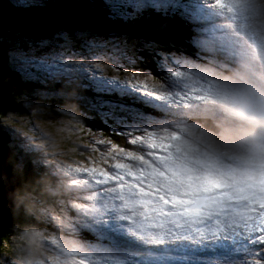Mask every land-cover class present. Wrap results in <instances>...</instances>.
I'll return each mask as SVG.
<instances>
[{
  "label": "rangeland",
  "instance_id": "1",
  "mask_svg": "<svg viewBox=\"0 0 264 264\" xmlns=\"http://www.w3.org/2000/svg\"><path fill=\"white\" fill-rule=\"evenodd\" d=\"M44 1L45 0H29V6L32 4L34 5L35 2L36 5L37 2L45 4ZM8 2L10 4L12 3L13 5L20 6L18 0H12ZM214 2L217 3L216 0H214ZM230 2L235 3V0H221V2L217 4L225 5ZM97 4L100 5L99 0L97 1ZM187 4V0H174V3L169 4L166 8L161 7L157 9L151 3V0H144V4L142 6V12H150V16L153 15L154 17L159 15L158 10L167 12V14H165L167 17L166 23V17H164L162 20L155 19L151 21V25L156 29H159L161 32L167 30L166 25L169 30H173L172 21L174 19L178 20L177 22L180 23L184 30V35L186 37V43L188 46L183 45V47H180L177 44H170L169 48L177 47L178 50L181 48V50H183L186 54L178 52L177 54L172 53L171 55H167V53L161 51V49L164 48H160L151 43L156 49L157 55L162 52L165 58V61H162L159 58H156L157 55L152 56L153 59L156 58L155 64L152 63L154 65V69H152L149 65L151 60L149 57L143 58L140 63L133 64L131 67H129V65H124V67L114 66L108 57L115 56L117 59H119V54L115 52H108L107 54H104L103 58L92 59V63L99 64L101 70L104 65L106 73H104L103 70L102 71L105 76H116L117 78H129L135 76L136 79L144 81L145 85L143 87L148 86L152 88L151 92L148 94L143 92L140 93L136 89H130L127 85H121L115 81L109 82L105 78L99 77V80L103 79L106 81L107 84H105V86L107 87V92L104 94V97L100 98V94L96 90L93 91L94 96L97 94L95 96L96 102H88L85 99H80V97H82L81 95L74 94V86L77 84L75 80L70 81L67 80V78L57 77L45 80L43 83L40 82L43 86L41 87L39 85V87H36V90H33L34 100H31V96L29 97L30 100L25 103V109L28 110L26 115H23V112L20 113L19 111H16V113L9 115L8 120L1 123L0 128H3L7 133L6 134L3 132V130H1L2 133L6 134L5 145L7 144L8 149L12 145V148H10L8 151L9 155L10 152L11 154L14 152L19 158L29 162L28 164L31 165L32 163H30L29 159L24 157L27 156L30 159L34 157L33 161L41 167L44 173L49 175L52 181L55 182L60 180L64 183L63 188L65 187L66 192L61 194V197L58 198L59 205L54 206V208L46 207L48 202L39 201L37 198L32 196L31 193H28V198L26 199V201H28V206L35 209L30 211L28 210L29 212L33 211L38 213L42 216V218L52 225H56L58 228L60 227L62 230L68 232L67 228L69 226L63 223L72 222L74 220V213H72L74 208L78 211L75 216L77 218L76 221L78 225L84 226L81 225L83 214L90 212L92 209L102 207H94L96 203L95 201L87 200L83 196L79 195L75 199H70L67 204H64L62 201V196L66 195L69 191L68 189L71 188L72 184H74V181L71 180V178L68 177L65 172H68L70 169L74 170V151L80 153L81 149L84 148L81 147L84 145H82L83 141L85 145L91 149L88 155L90 160L99 156L103 159H105V157L110 159L108 160V167L103 164L105 169H102L104 170H100L98 173H94L92 175L86 173L92 177L88 179L89 184L87 186V190L95 191L97 189L96 193L93 195V198L97 200L100 198V192L105 191V189H99V185L97 183H93V181L100 178H104L108 181L106 185L107 192L105 195L108 193H116L124 198L122 199V203H132L130 190H136V188H140V185L135 182V178H138L141 173L146 172L148 167L149 171L155 170L161 175L167 172L171 173L173 176L182 178V176L175 171L171 158L183 157L184 155L182 153H175L186 149L187 144H189V148L192 146V149H195V147L205 148V150L201 152L204 156H199L201 157V159H198L199 163H203V160L208 158L207 148L208 150L211 148H209L205 142L212 140L211 134L217 133L219 128L225 129L223 124L220 123L221 126H216L215 128V125H213L215 124L213 114H203L201 117H198V113H196V115H194L196 117L195 119L190 120L188 118L187 121H196V123L200 126L193 122L194 124H192L190 128V125H188L186 120L176 119L179 118L181 114L179 109H175L177 106L175 105L176 102L172 103L171 101L168 102L160 99L166 96L175 97L176 94L183 93V99L181 101L177 99L176 101H180L177 103H182V105L185 107L186 104L188 105V103L195 96L200 99L199 97L201 93L207 94L208 91H206V89L209 87L214 88L217 78L220 75L230 71V69L225 68L224 63L219 62L217 65L215 64V60H213L217 58L214 50H216L215 43L219 38V31L217 30L218 19H210L208 16H206L207 12L203 10V7L196 1L190 2L188 4L189 7H187ZM24 7L25 6H20L21 9L25 10ZM100 7L102 8L97 10V12L102 11V15L105 14L106 19L114 23H121L118 18L121 17L123 13L122 8L124 7L122 6V0H112L110 7L107 8L101 5ZM177 12L182 13L186 22L192 21L194 27L188 28V26L184 23L185 21L183 22V19H181V16H175ZM138 17L139 15L128 16L126 19H124V23H121L124 28H113H118L120 30L119 33L127 34L126 32L128 31H125V22L127 20L137 19ZM106 31L107 33L114 32V29L111 31L106 29ZM200 37L206 38L207 43H200L198 40ZM22 38H24V36H22ZM27 38H31L30 42L28 40L26 41L28 45L29 43H34L42 38H45V36L40 38ZM143 40L148 41L147 39ZM193 41L195 43L193 49H197L196 51H193V49L189 47L190 43ZM7 45V48H5L7 51L6 53H8L9 49H22L17 44L13 46L11 43H7ZM203 52L208 53L210 58L208 59L206 57L204 58V56L198 55V53L202 54ZM6 53L3 55V57H5L7 60L8 56ZM189 53L192 55L197 53L198 57L194 60L193 57H190ZM120 63L123 64V61H120ZM6 65L10 70V62L7 61ZM154 70L156 73H159V76L156 77V75L152 73ZM176 73H179V75H176ZM47 84L49 85L47 86ZM86 85L91 87L90 83ZM123 88L129 89L130 93L136 94V96H140V94H142L144 98L140 96L139 99H135ZM89 89L92 90L94 88ZM108 91L113 92L116 96H126V100L123 101L121 106L117 103H114L116 101H106L104 98H106ZM149 95H155L156 98ZM137 100H139V102ZM142 101L144 104L148 105V109L140 110L141 107L145 108V105L140 104ZM81 102H83V104H85L84 102L89 104L86 111L84 109L77 112L74 111V106L76 104L81 105ZM14 105H17V103L15 102ZM166 107H169V109ZM162 108H164V110H162ZM94 111L98 113L102 124L109 126V131L112 133L110 137L114 139H116V137L119 139L122 138L125 141L124 147H116L115 142L111 141V138L107 136L101 129L91 126L88 123L89 120L93 118L88 116V112L93 113ZM81 114L85 117H81ZM83 121L84 126L82 125ZM128 126L140 128L142 131L133 132L131 135H127L126 133L116 134V132L119 131L118 129L113 131V128H122ZM204 130H208L210 133L206 137ZM192 131L201 132L191 135ZM80 135H82L81 139H78ZM69 136H71V139ZM77 139L79 140V143ZM129 140H132L136 145L129 144ZM101 141H103V143H101ZM25 144L31 148H28L25 146ZM141 144H144V146ZM219 144L223 146L225 145V142ZM140 146L141 148H139ZM172 146L173 149H169V147ZM210 147L217 148L216 150L219 151L216 144L210 145ZM151 148L154 150H151ZM163 150L169 155H165ZM226 151L229 152L228 150L220 151L223 157L215 155L214 158L210 159V161L215 164L217 169L215 167H209L207 169L193 167V165H191V163L185 159L187 165L185 167V178H189L196 170L200 175L210 174L213 181L223 182L222 177H225L226 174L222 173V171H218V168L226 169V167L224 168L223 166L226 159H230V162L241 161L250 164L252 163V160L247 162L245 159H243L241 155L242 153L247 157L250 156V153L252 152L262 153L258 146H252V149L250 150L245 147L240 154H233V158L231 157V154L226 153ZM222 152L225 154L223 155ZM20 153L22 155H20ZM152 157L157 158V162H155L157 166H155L149 160ZM190 158L195 159V156H190ZM16 161L18 163L16 166L21 169V160L18 159ZM227 166L228 168H231L232 164L230 163ZM10 168L11 174L14 175V167L10 166ZM75 168L77 170L81 169L79 165H76ZM36 169L37 170L36 173H34V177L35 175L38 177L37 175L39 173V169L38 167ZM116 169L118 171H115ZM77 170L74 171L80 174H85V172H80ZM258 173H261L260 167L258 166H255L252 169H250V167H246L238 171V174H244L243 176L240 175V177H245V175L255 176ZM125 176L131 178L135 176V178L130 180L124 178L122 180V177ZM67 177L70 180H67ZM227 177H229V179H227L228 181H233L230 176L227 175ZM45 179L47 178L45 177ZM52 188H54V185L49 183V187L47 188L48 192H50ZM15 192L18 209L20 202H23V198H19L20 191L18 189L17 183L15 184ZM71 194H74V192ZM123 194L126 195L122 196ZM247 194L248 192L244 193L246 196ZM133 207L136 208L137 211L139 210L138 206L133 205ZM240 210L241 209L238 208V210L235 211L239 212ZM57 216L63 217L65 219L61 221ZM58 228L57 230H59ZM74 231L76 233H80V230ZM29 233L30 232L24 231L20 232L19 234L14 233L12 235L13 239L15 237L18 238L16 250L10 254L6 260L0 259V264H76L79 258H82V261L87 262L86 259L91 257L90 255L76 252L75 250H83L81 244L77 239L73 240L62 238L64 237V233L62 232L59 234L61 237L46 232V230L34 229L30 235ZM119 233L120 232L117 233L118 237ZM121 235L131 246H137L136 242L132 238L129 236L125 237L123 234ZM21 240H24L25 243L23 244ZM40 243L48 246L45 248H48L49 250H47V252H42L41 250L37 249ZM111 251L112 250H110V252ZM141 251L143 254L144 250ZM130 255L132 258L135 256V254ZM143 255L148 260L149 264H153V261L150 260L149 256H147L146 251H144ZM109 256H120L122 258H126V254L112 252L109 254ZM98 258L100 257L97 256L94 260L95 264H108L106 258H100L97 260ZM133 261L139 264V262L135 260ZM145 262V259H143L142 263Z\"/></svg>",
  "mask_w": 264,
  "mask_h": 264
},
{
  "label": "snow or ice",
  "instance_id": "2",
  "mask_svg": "<svg viewBox=\"0 0 264 264\" xmlns=\"http://www.w3.org/2000/svg\"><path fill=\"white\" fill-rule=\"evenodd\" d=\"M111 2L99 0L105 8ZM18 3L29 6V0ZM151 3L159 9L174 0H151ZM143 4L144 0H122L124 15H139ZM108 52L119 54V59L108 57L117 67L140 63L145 53L157 55L149 41L116 32L99 35L87 28L59 29L24 49L9 50L6 55L12 69L26 81L43 83L61 77L84 87L97 84L98 78L103 77L140 93L151 92L152 88L143 87L144 81L135 76H105L92 59L103 58ZM117 129L116 134L127 135L142 131L132 126L113 131ZM128 143L136 145L132 140ZM135 182L142 191L130 190L132 203H122L123 198L116 193L105 195L106 179L93 181L99 189H105L97 203H105L83 214L81 225L89 228L104 225L126 233L147 252L153 264H264V197L250 195L242 199L231 186L200 174L179 178L151 170L141 173ZM234 204L243 205L244 211H235ZM133 205L142 210L137 211ZM138 258L109 256L107 260L108 264H133V259Z\"/></svg>",
  "mask_w": 264,
  "mask_h": 264
},
{
  "label": "trees",
  "instance_id": "3",
  "mask_svg": "<svg viewBox=\"0 0 264 264\" xmlns=\"http://www.w3.org/2000/svg\"><path fill=\"white\" fill-rule=\"evenodd\" d=\"M3 3L9 4L8 1L7 2L5 1ZM44 5L45 4H43L41 2L40 3L37 2V5H36V2H35L34 5L32 4L29 7L25 6L24 8L36 12L39 9H43ZM18 8H20V6H18ZM97 9H99V8H97ZM150 17H153V18H150ZM158 17H160L161 19H164L161 16H158ZM99 18L104 22L105 26H107L111 30L114 29L118 33H119V31H117V30H119V29L113 28V27L124 28V26L121 23H117V22L114 23V22L106 19L105 14L101 15V17L99 16ZM155 19H159V18H157V16L154 17L153 15L150 16V13H148V12L147 13L142 12L137 19L127 20L125 22L126 23L125 31H128L126 33L130 37L147 39L153 45L158 46L160 48H167V46H169L170 44H173L172 41L177 42L179 39L183 38L184 30L181 27L180 23L176 21L177 19H174L172 21L173 30H171V29L169 30V28L166 26L167 30L161 32L159 29H157L156 32H154L155 27H153L151 25V21H153ZM47 32L49 34L53 33V31H48V30H47ZM27 40L30 42L31 38H27V37L22 38V35L20 32H14V33H10L8 36L0 37V41H6L8 43H11L13 46L17 44L22 49L26 48L29 45V44L27 45V43H26ZM9 50H11V49H9ZM144 55L146 58L149 57L151 59L149 65L152 69H154L153 64H155L156 58L153 59L152 56H147V53H145ZM5 60H6V58H5ZM7 61L9 62L8 57H7L6 62ZM11 71L14 74H16V72L12 69V67H11ZM152 73L154 75H156V77L159 76V74L156 73L155 70ZM17 76H19V75H17ZM26 82H28L30 85L25 88V92L22 95L19 94L18 96H13V99L17 103L16 109L11 110V111H5V110L0 111V127H1V123L8 120L9 115H11L12 113H16V111H19L20 113L23 112L24 113L23 115H26L27 114L26 112H28V110L25 109V106H26L25 103L28 100H30L29 97H31V96H32L31 100L32 101L34 100L33 90H36V87H39V85L41 87L43 86L38 81H30V82L26 81ZM32 82H34L36 84V86H32ZM48 85L49 84H47V86ZM74 90L79 91V89L77 87ZM84 103L85 104H83V102H81V105L76 104L74 106V111L77 112V111L82 110V109H84L86 111L89 104L86 102H84ZM88 116L93 117L88 122L91 126H94L98 129H101L109 137L112 135V133L109 131L110 130L109 126L102 124L101 119H100V117L96 111H94L93 113L88 112ZM81 117H85V116L81 114ZM2 130L4 132L3 128H2ZM110 138H111V141L115 142L116 146L124 147L125 141L122 138L121 139H119L117 137H116V139H114L112 137H110ZM77 141L79 142L78 139H77ZM10 148H12V145ZM89 151L83 152V149H81L79 158H84L87 155L84 158L86 161L87 160L86 158L89 155ZM74 153H78V152L74 151ZM10 156H11L10 157L11 164L14 167L13 172L15 174L19 175V177H18V189L20 191L19 198L22 197L23 202H20L17 211L13 214L12 221H11V224L9 226L8 232L0 240V259H4V260H6L8 258V256L10 254H12L13 252H15V250H16V243L18 241V238H16V237L14 239L12 238L13 237L12 235L14 233L19 234L20 232L25 231V232H30L29 233V235H30L34 229H36V230H47V229H49V233L53 232L54 235H55V233L60 234V232L64 233V235L68 233L67 231L62 230V228H60V227L58 228L56 225H52L51 223L46 221L44 218H42V216L39 215L38 213L33 212V211L29 212L30 210H35L34 208L29 207L28 201H26V199L28 198L27 194L32 193L31 192L32 189L37 191V194L42 196L48 202L55 203L56 197L54 195H52L50 192H48V190H46L47 186L44 185L45 173H38L39 176L36 177V175H35V177H34V173H36L37 169H35L33 166H34V164L37 166L36 162H34L32 159H29L30 163H34L31 165V164H28L29 162L24 161L21 158L23 163L21 166L22 168L20 169L19 167L16 166V164H18L16 160L19 159V157L16 155V153L13 152V154H11V152H10ZM85 161L83 163H85ZM96 161H101V159L98 158ZM40 174H42V176H40ZM42 177H44V178H42ZM37 200L40 201L39 198H37ZM57 228L59 230H57ZM67 230L69 231L68 228H67ZM71 234L74 236V232L71 231ZM21 241L23 242V244L25 243L24 240H21ZM45 247H48V246H45L44 244L40 243V245H39V247H37V249L41 250L42 252H47V250H49V249L45 248Z\"/></svg>",
  "mask_w": 264,
  "mask_h": 264
},
{
  "label": "water",
  "instance_id": "4",
  "mask_svg": "<svg viewBox=\"0 0 264 264\" xmlns=\"http://www.w3.org/2000/svg\"><path fill=\"white\" fill-rule=\"evenodd\" d=\"M96 2L97 0H45V7L35 13L0 2V37L20 32L25 37L46 38L50 35L47 30L55 32L59 29L82 28L103 35L107 33L106 29L109 31L111 29L99 18L102 12H97L100 9H97ZM2 42L4 43H0V111H11L16 107L13 95L23 94L28 84L20 82L9 70L3 57L6 51L4 48L8 45L6 41ZM5 143V136L0 129V240L8 232L17 208L15 184L18 177L10 172L12 164L8 159Z\"/></svg>",
  "mask_w": 264,
  "mask_h": 264
},
{
  "label": "clouds",
  "instance_id": "5",
  "mask_svg": "<svg viewBox=\"0 0 264 264\" xmlns=\"http://www.w3.org/2000/svg\"><path fill=\"white\" fill-rule=\"evenodd\" d=\"M5 1L12 0L0 2L3 3ZM10 6L18 8V5L16 6L12 3ZM232 6L238 15L247 18L244 41L245 50L237 60L236 65L229 72L217 78L211 94L212 98L225 113L246 121L257 130L258 134H264V0H235ZM198 40L202 44L207 43V39L204 37H200ZM223 48H228V45ZM25 146L31 148L26 144ZM5 147H7V144ZM32 159L34 160V157ZM37 167L39 168L40 166L37 165ZM14 175L19 177L18 174L14 173ZM48 178L44 179V185L46 186V181H49ZM31 192L32 196L39 198L40 201L48 202L37 194L34 189ZM50 193L52 194V192ZM52 206L54 204L50 202L46 204V207L54 208Z\"/></svg>",
  "mask_w": 264,
  "mask_h": 264
},
{
  "label": "bare ground",
  "instance_id": "6",
  "mask_svg": "<svg viewBox=\"0 0 264 264\" xmlns=\"http://www.w3.org/2000/svg\"><path fill=\"white\" fill-rule=\"evenodd\" d=\"M192 0H187V2H188V4L191 2ZM187 4V7H189V5ZM222 4V3H221ZM220 5V4H219ZM212 11H211V13H209V17H210V15L211 16H216V11H215V9L214 8H210ZM209 9V10H210ZM177 15H179V16H181V19H183V22L188 26V28H192V27H194V24H193V22L191 21V22H186V20H185V18L183 17V15H182V13H180V12H177L176 14H175V16H177ZM176 21H178V20H176ZM220 33H222L221 31H219ZM219 34V33H218ZM0 43H4V42H0ZM8 43V42H7ZM194 41L192 42V43H190V45H189V47L191 48V49H193V46H194ZM5 49V48H4ZM216 50H214V52H215V55L217 56V58H215V59H213V60H215V64H217L218 65V63L219 62H222V63H225L226 62V59H224V55H223V53L220 51V49L219 48H215ZM197 49H193V51H196ZM244 50H245V48H244V46H243V49H239V50H237V53H238V55H242V53L244 52ZM190 54V57H193L194 58V60H195V58H197L198 57V55L199 56H202L200 53H198V55H197V53L196 54H194V55H192L191 53H189ZM203 54V56L204 57H206V58H210V56H209V54L208 53H206V52H203L202 53ZM214 58V57H213ZM239 59V58H238ZM238 59H233V60H228L230 63H233V64H236V62H237V60ZM216 60H217V62H216ZM219 60V61H218ZM222 65V64H221ZM227 67H229V68H231L232 69V67L230 66V65H227ZM209 77V76H208ZM214 79V78H213ZM208 81V80H207ZM189 85V84H188ZM192 85V84H191ZM188 88V87H187ZM191 90H192V88H191ZM197 91V90H196ZM187 94V93H186ZM196 94V93H195ZM194 94V95H195ZM199 94V93H198ZM97 95V94H96ZM95 95V96H96ZM141 96V95H140ZM189 96H191V95H189ZM142 97V96H141ZM199 97V96H198ZM200 98V97H199ZM160 99H162V100H164V101H171L172 103H175V105H177L176 107H175V109H179V108H185L186 106L188 107V106H191V104L192 105H194V104H200L201 102H203V101H210V99H207V98H200V99H198L197 98V96H195L189 103H188V105L186 104V106L184 107L183 105H182V103H177V102H180L182 99H183V93L182 94H176V96L175 97H168V96H166V97H163V98H160ZM177 99H179L180 101H176ZM186 99V98H185ZM138 102H139V100H137ZM206 103V102H205ZM140 104H143V105H145V108L143 107H141L140 108V110H142V109H144V110H146V109H148V105H146V104H144V102L142 101V102H140ZM161 108V107H160ZM167 109H169V107H166ZM162 110H164V108H162ZM170 112V111H169ZM214 112V111H213ZM203 114H210L209 113V111H205ZM221 114V113H220ZM223 117L224 118H228V115H223ZM233 127H235L236 125L233 123V125H232ZM244 126H246L245 125V123L243 124V127ZM239 128V127H238ZM238 128L237 127H235L234 129H237L238 130ZM244 129V128H243ZM239 130H240V128H239ZM241 130H242V128H241ZM224 132H227V131H225V130H223ZM5 132V131H4ZM6 133V132H5ZM228 133V132H227ZM4 136L6 135V134H4V133H2ZM221 145V144H220ZM189 146V144H187V146H186V149L185 150H187V151H194L195 149H196V147H195V149H192L191 147L189 148L188 147ZM209 148H211V149H209L208 150V148H207V153H208V158H206V156H205V158L206 159H202L203 160V163H199V165H201V166H206V167H212L213 165H212V162L210 161V159L211 158H214L215 157V155L216 154H221L220 152H218L216 149L217 148H213V147H210L209 146ZM151 150H154L153 148H151ZM159 150V149H158ZM205 150V149H204ZM222 151V150H221ZM163 152H164V150H163ZM179 152V151H178ZM226 153H230V152H227L226 151ZM176 154V153H175ZM231 154V153H230ZM20 155H22L21 153H20ZM204 156L202 153H200L199 155H198V159H201V157H199V156ZM193 156V155H192ZM10 155H9V157H8V159L10 160ZM231 157H232V154H231ZM24 158H26V159H30V158H28L27 156H25ZM233 158V157H232ZM161 159V158H160ZM193 159V158H192ZM244 159V158H243ZM33 160V159H32ZM206 161V162H205ZM219 161H221V160H219ZM157 162V161H156ZM230 163V159H226V161L224 162V164H223V166H224V168L226 167V169H228V167L226 166L227 164H229ZM33 164V163H32ZM160 165V164H159ZM162 166H163V164H162ZM35 169L37 168L36 167V165L34 164V166H33ZM168 168V167H167ZM218 169H222V168H218ZM115 171H118L117 169L115 170ZM35 172V171H34ZM131 172V171H130ZM132 174H133V172H132ZM227 175L228 176H230L231 178H232V180H233V185H234V187L236 188V190L239 192V193H241V194H244V193H246V192H248V194L253 190V188H252V185L249 183V178H251V177H253V176H248V175H245V177H240V175H238V174H235V172L233 171V170H230L229 172H227ZM37 176H39V175H37ZM126 177V176H125ZM125 177H122V180L125 178ZM126 179L127 180H130V179H132L131 177H126ZM121 182V181H120ZM253 183V185L254 184H256L257 185V183L255 182V181H253L252 182ZM227 184V183H226ZM225 184V185H226ZM63 190L64 191H66L65 190V187L63 188ZM136 190L137 191H140L141 189L140 188H136ZM247 194V195H248ZM124 195H126V194H123L122 196H124ZM129 197V196H128ZM127 198V197H126ZM124 199V198H123ZM132 200V199H131ZM63 201V200H62ZM258 207V206H257ZM235 209V208H234ZM239 209H241L240 211L242 212L243 211V209L240 207ZM139 210H142V209H139ZM236 210V209H235ZM81 211V210H80ZM239 211V212H240ZM76 226V225H75ZM120 234H125L124 236L126 237V236H128V235H126V233H124V232H120ZM82 236V235H81ZM87 238H90V237H87ZM129 241V240H128ZM141 252V254H142V251H140ZM146 255V254H145ZM137 256L135 255L134 256V258H136ZM143 259H145V263H142V261H143ZM133 260H135V261H137V262H139V260L138 259H133ZM141 263L142 264H149V262H148V260L144 257V255L142 254V258H141ZM133 264H137V263H135L134 261H133Z\"/></svg>",
  "mask_w": 264,
  "mask_h": 264
}]
</instances>
